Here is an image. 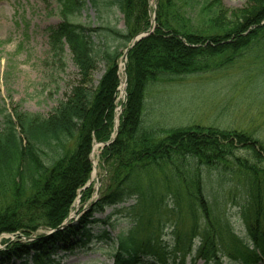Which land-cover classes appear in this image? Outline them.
Segmentation results:
<instances>
[{
    "label": "trees",
    "instance_id": "trees-1",
    "mask_svg": "<svg viewBox=\"0 0 264 264\" xmlns=\"http://www.w3.org/2000/svg\"><path fill=\"white\" fill-rule=\"evenodd\" d=\"M59 1L62 20L47 29L48 45L54 57L69 50L79 80L47 115L18 104L9 109L0 95V236L55 230L80 193L82 202L90 197L92 188L84 187L93 145L114 133L119 61L151 25L148 0H112L124 28L75 22L86 0ZM88 1L100 7L99 0ZM193 14L178 0H158L154 32L129 51L118 134L101 151L107 174L100 197L76 223L32 241L9 242L0 249V264H61L68 254L104 246L113 264H186L187 257L191 264L264 261V140L245 130L196 125L157 131L143 125L149 83L217 71L264 47V0H248L231 12L221 0H205L200 21ZM239 150L250 157L237 155ZM214 173L243 177L244 234L212 191L219 182ZM109 207L130 215L119 234L111 215L95 217Z\"/></svg>",
    "mask_w": 264,
    "mask_h": 264
},
{
    "label": "rangeland",
    "instance_id": "rangeland-1",
    "mask_svg": "<svg viewBox=\"0 0 264 264\" xmlns=\"http://www.w3.org/2000/svg\"><path fill=\"white\" fill-rule=\"evenodd\" d=\"M221 1L230 12L241 10L248 2ZM204 2L205 0H178L184 11L195 12L192 16L195 21H200V8ZM148 3L151 25L146 31L155 29L158 0H148ZM99 6L95 7L86 0L81 12L73 16L74 21L93 27L102 24L125 27L123 15L112 4V0H99ZM61 8L59 0H0V95L9 109L18 104L26 111L47 115L79 80L78 69L69 50L66 49L61 60V57L53 56L48 45L47 29L62 20ZM126 62L122 56L119 61L121 82L126 79ZM103 72L101 65L93 74L95 82ZM119 97L120 89L117 97V113H120L118 122L123 113L119 110L125 106L127 91L123 100ZM116 119L115 116V122ZM143 119L145 127L155 128L157 131L201 125L245 130L264 140V47L249 50L217 71L171 79L160 78L149 83ZM103 149L101 142H96L93 146V170L87 183V187L90 186L93 192L84 202L81 193L79 194L70 212L68 222L71 224L79 221L90 208V203L101 195L107 174L101 158ZM237 155L242 158L249 156L245 150L237 151ZM214 174L219 182L212 185V191L218 194L219 204H226L227 217L236 231L244 234L239 212L245 193L243 177L230 173ZM132 202L129 201L124 206H129ZM110 215L111 222L114 223V234H119L130 225V215L127 212H115L113 207L106 208L95 217L103 219ZM98 228L100 229L95 226L94 230ZM50 233L51 230L40 229L29 238L20 233H4L0 236V249H5L9 242L19 239L23 242L32 241L39 235ZM56 253L62 255L63 252L57 249ZM62 264H113V256L104 246L102 250L68 254ZM186 264H191L190 257H187ZM195 264H203V260H197Z\"/></svg>",
    "mask_w": 264,
    "mask_h": 264
},
{
    "label": "water",
    "instance_id": "water-1",
    "mask_svg": "<svg viewBox=\"0 0 264 264\" xmlns=\"http://www.w3.org/2000/svg\"><path fill=\"white\" fill-rule=\"evenodd\" d=\"M152 32H153V28H151L150 30H148V31H146V32H144V33H140L138 36H136V37L132 40V42L129 44L128 48L126 49L125 54H124V58L127 59V55H128V53H129V51L132 49V47L135 45L136 42H138V41L141 40L142 38L148 36V35L151 34ZM118 129H119V126L117 125V126H116V131H118ZM115 137H116V136H114V138H113L111 141H109L108 143H105L104 146H105V145H108V144H110V143H112V142L114 141ZM66 224H67V221H66L65 223H63L58 229H61V228L65 227Z\"/></svg>",
    "mask_w": 264,
    "mask_h": 264
},
{
    "label": "bare ground",
    "instance_id": "bare-ground-1",
    "mask_svg": "<svg viewBox=\"0 0 264 264\" xmlns=\"http://www.w3.org/2000/svg\"><path fill=\"white\" fill-rule=\"evenodd\" d=\"M125 93H126V85H125V82L122 81L121 82V85H120V100H123L124 97H125ZM120 115V113L118 112V116ZM95 175V173H94ZM71 215V214H70Z\"/></svg>",
    "mask_w": 264,
    "mask_h": 264
}]
</instances>
